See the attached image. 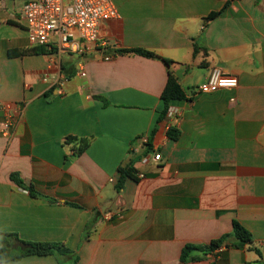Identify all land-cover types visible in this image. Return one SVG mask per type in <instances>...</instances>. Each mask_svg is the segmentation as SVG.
<instances>
[{"label": "crops", "instance_id": "obj_1", "mask_svg": "<svg viewBox=\"0 0 264 264\" xmlns=\"http://www.w3.org/2000/svg\"><path fill=\"white\" fill-rule=\"evenodd\" d=\"M25 1L0 0V104L15 123L0 137V245L14 234L71 254L0 264H264V0H113L117 18L82 55L37 54ZM139 49L154 56L121 53ZM214 67L238 86L198 92ZM170 74L185 98L158 121ZM130 163L136 179L117 189ZM235 221L250 245L183 261Z\"/></svg>", "mask_w": 264, "mask_h": 264}, {"label": "built area", "instance_id": "obj_2", "mask_svg": "<svg viewBox=\"0 0 264 264\" xmlns=\"http://www.w3.org/2000/svg\"><path fill=\"white\" fill-rule=\"evenodd\" d=\"M117 16L113 0H26L22 10L30 45L45 47L48 51L59 54L82 55L89 52L91 46L98 43L102 25ZM78 75L85 77L86 73L80 70ZM59 83L60 80H57L56 85ZM237 86V78L214 67L208 79L197 90L211 94L219 90L235 89ZM167 116L178 119L180 113L169 108ZM14 126L13 107L10 104H0V137L10 139ZM153 160H161L160 154H155ZM139 177L142 178L143 175ZM104 217L111 218L109 214ZM223 250L224 247L219 248L208 257H214Z\"/></svg>", "mask_w": 264, "mask_h": 264}, {"label": "trees", "instance_id": "obj_3", "mask_svg": "<svg viewBox=\"0 0 264 264\" xmlns=\"http://www.w3.org/2000/svg\"><path fill=\"white\" fill-rule=\"evenodd\" d=\"M218 16V13H212L208 19L212 20ZM199 51L206 50L196 46L194 48V52L198 53ZM137 53L145 57H153L154 54L145 50H125L121 51V53ZM37 54H51L45 47H38L36 50ZM166 63H169L166 61ZM185 98V93L180 84L178 83L177 79L169 75L167 84L164 88L162 93V100L164 102V109L159 117L158 121H161L166 115L170 108V104L176 100H183ZM168 137L176 140L179 137V132L174 128H169ZM68 142H73V138H69ZM87 147V143L80 142V145L73 149L75 154H80L85 148ZM11 179L17 183L19 186L23 188H27L29 193L36 197V192L34 187L31 185L26 187L25 184L21 181V179L16 175L12 174ZM128 179H136L135 176V169L133 165L130 163L126 166H122L118 169V179L116 187L117 189H121ZM234 238L236 242L233 244L237 248H244L247 245H250L253 241L251 233L244 228L238 222H234L233 224V233L230 235L222 236L221 238L212 241L208 246L198 247L193 245H186L182 252V259L183 261L193 260L198 261L200 258L198 256H194V252H202L204 255H212L215 253L216 250L222 247H227L230 244V239ZM18 241L19 244L22 246V251L16 253L13 250V242ZM259 253V252H258ZM69 255L71 251L60 244L55 243H29L21 241L17 236L14 234H2L1 245H0V263L10 262V261H19L24 257L31 256V255H38V256H45V255ZM259 255H261L259 253Z\"/></svg>", "mask_w": 264, "mask_h": 264}]
</instances>
